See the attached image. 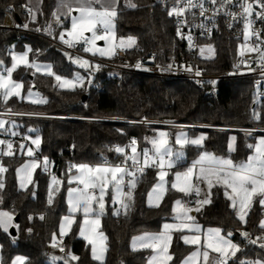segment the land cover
<instances>
[{
	"label": "trees",
	"instance_id": "1",
	"mask_svg": "<svg viewBox=\"0 0 264 264\" xmlns=\"http://www.w3.org/2000/svg\"><path fill=\"white\" fill-rule=\"evenodd\" d=\"M136 7L126 6V0H119L115 31L118 36L133 38L130 47L133 55L155 53L161 63H172L174 59L189 57L181 40L177 38L173 18L164 8L163 0H129ZM56 0H42L39 10L28 12L27 0H0V69L11 63L13 50L31 48L30 58L49 62L53 71L60 75L73 76L76 67L68 62L66 51L50 41L29 34L20 38L18 31L2 27L6 13L28 28L44 33L58 35L60 29L53 30ZM34 15V19H33ZM68 22H64L63 27ZM50 29V31H49ZM237 57L235 45L224 39L215 41L213 57H198V61L209 71L222 72L232 66ZM13 79L22 82L23 91L38 90L45 103H33L18 96L10 97L7 103L0 98V106L38 109L55 113L107 115L121 118H148L214 122L235 125L264 126V98L256 101L255 87L250 78H234L221 81L217 94H210L208 88L201 87L191 80L163 79L138 73H114L111 68H99L94 73L90 87L74 89L60 88L54 75L35 72L32 68L19 66L12 73ZM87 97L83 100V95ZM14 127L32 138L39 137V149L48 158V166L63 180V187L52 195L49 181L51 174L42 163L37 168L33 183L21 188L17 170L31 158L23 150V144L13 145L11 156L4 155L5 146L0 150V165L7 171L0 173V209L11 211L19 216L14 225L15 236L0 227L1 264H10L17 255L26 258L25 264H50L48 250L53 242V234L58 237L61 218L67 213L66 178L71 166L70 161L98 163L104 158H116L113 149L116 143L124 144L130 137H138L141 147H150L148 138L154 134V127L116 122H89L77 119H22L13 122ZM172 133L177 130L171 129ZM196 132V131H193ZM231 132L207 131L204 147L218 154L230 156L233 160L245 159L252 148L255 134L235 133V148L228 149ZM174 136L172 135V140ZM23 146V147H21ZM201 147L187 145L185 157L178 162V168H185L200 151ZM158 179V169L142 172L135 179L132 200L126 211L114 212L115 204L108 199L107 207L101 216V229L106 236V258L103 264H145L151 254L150 249L133 250L131 238L142 232L160 231L165 221L172 218V205L180 193L169 189L163 201L156 205L147 203V195ZM264 206L255 201L247 214L246 222L241 221L224 188L216 185L212 190L211 203L197 212V221L203 226H217L236 242L240 259L264 261V248L258 244L241 245L238 228L249 230L255 235L262 234L260 222ZM43 216L44 219H40ZM31 230V231H29ZM182 231H175L170 252L173 259L169 264H180L181 260L195 247L186 244ZM231 233V235H229ZM67 249L78 257L72 264H101L92 258L88 242L78 236V225L66 235ZM68 254H66L67 256ZM58 264H64L60 261Z\"/></svg>",
	"mask_w": 264,
	"mask_h": 264
},
{
	"label": "snow or ice",
	"instance_id": "2",
	"mask_svg": "<svg viewBox=\"0 0 264 264\" xmlns=\"http://www.w3.org/2000/svg\"><path fill=\"white\" fill-rule=\"evenodd\" d=\"M119 0H60L59 9H64L63 15H71L73 11L79 12V16H72L71 22V31L68 32L70 37L73 39L65 40L64 33L60 34V39L62 42L67 44L70 48L75 47L76 44L82 43L84 45L83 51L86 53H92L96 55L99 53L101 56L104 55H112L114 54V50L109 48L108 50L97 48L96 41L105 40L107 41L110 38H113V20L117 16V6ZM218 0H210V3L215 5ZM232 0H224L221 4V7H224L225 4H231ZM255 3L259 4V6L264 9V2L262 0H255ZM75 5V7H73ZM98 6V7H97ZM128 7H136L135 4H131L130 2L126 5ZM191 8H199L201 10L200 14L203 15L207 9L204 8V4L201 0L199 3H195L194 0H177V5L174 6L171 11H169L168 15L176 17H181L185 14L186 10H190ZM242 13L241 15L245 17H251L253 12V5L251 3H247L246 0L244 3H241ZM217 12L219 9L216 10ZM29 14H32V9H28ZM230 15L235 16V14L229 13ZM56 17V20H60V15L57 13H53ZM257 16L264 20V12L257 13ZM33 15V19H34ZM251 25L250 20H246L245 23V40L247 41L249 38V32L247 31ZM24 28H27L28 25L24 24ZM102 30V32H101ZM50 31V29H49ZM178 34H180L179 29L177 30ZM85 33H91V36H86ZM191 38L189 37V40ZM127 44L128 47H132L136 42L133 38H129L127 42L123 39L120 40V45ZM258 49L252 48L250 51H257ZM30 51V50H29ZM211 51V49H209ZM203 53V49H201ZM72 59V57H69ZM12 66L11 68L6 69V75L0 74V96L3 97L5 103H7L8 99L13 96L21 95V88L23 85L21 83H17L12 80V73L15 71L17 67L23 65L28 68L35 67L36 71H40V66L33 65L28 60L27 53H23L20 55L12 56ZM75 63L80 64L81 67H89L90 62L86 59H81L80 57L75 58L73 61ZM261 66L264 67V53L260 55ZM3 62L0 61V64ZM99 68V65L96 66ZM136 67H140L138 63ZM171 67V66H169ZM191 71V68L187 69ZM45 74L49 76H55V79L60 82V87H68L74 88L77 82H82L83 78L78 77L77 81H71L67 79H63L59 75H55L53 73L50 66H45ZM201 73L199 70L196 71V75L199 76ZM210 83H215L214 81ZM82 86V84H81ZM32 93L29 92V96ZM33 103H45L44 100L32 101ZM170 123V122H169ZM5 122L0 121V128L4 127ZM15 135V133H13ZM167 133L161 132L158 137H155L151 140V144L153 145L154 152L152 155L149 154L147 150L143 152V164L145 167L150 166L151 164H159L161 171L159 172L161 184L157 185L156 188L153 189V193H157L159 189L163 187V181L165 176L167 175L166 171H163L165 167L172 168L174 166V161L171 159L173 155L179 159L182 157V152L173 153L172 149L169 148ZM204 137L201 136L197 139H188L183 133L179 134L175 140V143L180 145L183 148L187 144L200 145L203 141ZM235 138L233 137V140ZM32 143L39 147L41 140L39 137H36L32 140ZM7 145V151L4 152V155L11 156L14 153L12 152L13 145L10 142L0 140V145ZM137 141L133 139L131 141V152L132 155L130 157L125 156V160L122 164H127V160L131 159L132 166H138L140 161L137 156ZM23 147V146H21ZM249 148L254 149V154L247 158L246 162H241L239 164L234 163L231 159H223L216 157L210 153H203L200 158L193 163L191 167H189L184 172H177L175 174V182L172 183L171 187L176 189L177 191L184 193L185 195L191 194L195 191L196 195H200V189L195 187L193 184V178L197 180H206L208 182L209 187H212L214 182L225 189L226 198L231 201V207L237 210V216L241 221L246 222L247 210L251 207L254 198L260 197L259 204L264 206V137H261L257 144L249 145ZM117 153L124 154L125 149L117 147L115 149ZM28 155L32 156V149H28ZM167 157V159H165ZM48 160L45 158L44 160V168L47 170ZM38 162L36 160H32L29 164H25L20 171L26 173L29 177V181L31 178V172L29 169H35L38 167ZM72 169H76L79 173L75 175L72 179L69 180L71 183L75 180L78 184L83 185V187L69 188L68 189V204L70 215L63 217L62 223L60 225V235L64 236L68 231L71 230L72 225L76 222L75 216L72 215L76 212H83L84 220L80 225V235L88 241V243L92 246V258L94 260L100 261L103 264V256L106 252V246L104 241H106V237L102 232H98L100 226V216L104 213L105 203L104 196L106 194V190L109 186L115 192L114 200L119 201L123 208L127 209L128 205L125 204L120 198L122 196H127L129 200L132 199V192L128 191L127 193L123 192L122 186L124 185V177L125 175L135 176V172L129 171L128 167L122 166L120 164L110 165L107 162L104 165H96L91 166L88 164H73L70 166L69 171ZM198 169V171H197ZM137 171L142 172L143 168L137 167ZM7 171L2 165H0V173ZM53 184H60L61 181L57 180L56 176H52ZM130 188L135 187V181L131 180L128 182ZM23 183L21 187H23ZM4 184L0 182V189H3ZM96 189H99V195L96 194ZM230 190V191H229ZM153 194H149V199L152 200ZM160 197L156 195V199L158 200ZM48 203H52V195L51 192L49 194ZM98 204L99 211L93 207V204ZM197 208L195 211H200L203 205H207L211 203L207 194L204 199L197 200ZM177 209L181 212L177 218L181 220V223L176 224H165L164 231L156 234H145L142 237L137 238V241L133 243V249L135 250L137 247V243L140 248H150L152 249L156 255L151 257L152 264H168L169 261L173 259V257L168 253L169 242L171 241L170 230L175 229L177 231H183L187 229L190 232H200V226L195 223V217L188 215L189 212L193 211V209L186 208L181 204V201H176ZM159 206L158 204L156 205ZM95 214V215H93ZM116 214H119L118 212ZM40 219H44L43 216ZM12 217L7 212H0V227H3L5 231H7ZM261 229H264V220L260 222ZM31 231V230H29ZM231 235V233H229ZM243 235L248 238V233H243ZM53 247H56V235L53 234ZM184 242L187 244L200 245L201 244V236L193 235L183 237ZM258 241H264V236L257 237L256 239H249V242L252 244L258 243ZM260 247L264 248V242L260 243ZM204 250L201 252L197 250L193 252L186 260L184 264H189L190 261L196 260L198 257L202 255L204 264H229V260L236 256L237 252L240 251L239 247L232 243L229 239H226L224 236L220 234L219 229H209L208 232L204 235ZM64 251L63 248L60 249ZM212 253H216L215 257L211 258L210 262V251ZM71 260H78L79 258L71 255L69 253ZM53 260L57 259V257H53ZM25 257H17L13 264H25ZM64 264H69L68 260L64 261ZM241 264H249V262L242 261ZM250 264H264V261H254L250 262Z\"/></svg>",
	"mask_w": 264,
	"mask_h": 264
},
{
	"label": "built area",
	"instance_id": "3",
	"mask_svg": "<svg viewBox=\"0 0 264 264\" xmlns=\"http://www.w3.org/2000/svg\"><path fill=\"white\" fill-rule=\"evenodd\" d=\"M195 3L201 2V0H194ZM204 8L207 11L203 15L200 14L199 8H191L186 10L185 14L181 17L171 16L173 18L176 35L179 40L184 44L185 49L189 53V57L185 58L181 56V59H174L172 63L164 64L157 60L155 53L133 55L130 47L119 46L116 48L113 56L109 58L98 57L86 53L83 51L84 45L82 43L76 44L75 47H69L67 44L61 41L60 35H54L44 33L33 28H24L23 24L18 22L16 18L7 12L6 15H12L13 19L10 23L3 21L2 27L11 28L18 31L20 38H26L27 35L32 34L42 37L58 48L66 51L73 56H79L90 60L91 62L99 65V68H111L114 73L130 72L138 73L153 77H159L163 79H184L191 80L201 87L208 88L210 94H217L218 84L221 81L234 79V78H250L256 92V101L260 102L264 98V67L261 66L260 55L264 53V20H261L257 13L264 12L259 4L255 3V0H246L247 3L253 5V12L251 17H245L241 15L242 8L241 3L245 0H232L231 4H225L221 7L224 0H218L217 4L213 5L210 0H202ZM264 2V0H262ZM164 8L168 11L177 5V0H163ZM219 9L217 12L216 10ZM229 13L235 14V16ZM6 17V16H5ZM246 20L251 21V25L248 28L249 38L245 40V23ZM51 28L57 30L58 26H54L51 23ZM180 34H178V30ZM189 37L191 38L189 40ZM65 40L71 39L67 34L64 35ZM224 39L235 45L237 57L234 59L232 66L222 72L209 71L203 67L198 61V57H204V54L209 47H214L215 41ZM256 48L257 51H250V49ZM203 49V53L201 52ZM140 67H136L137 64ZM171 66V67H169ZM191 68V71L187 69ZM200 71V75H196V71ZM3 71V69H0ZM214 81L215 83H210ZM22 119H77L89 122H116V123H128L137 124L150 127H165L168 129H186L188 131H227L232 133H245V134H264L263 125H235L225 123L214 122H200V121H188V120H168V119H148V118H121L115 116L105 115H88V114H70V113H55L47 112L38 109H26V108H14L9 106H0V121H4V127L0 128V140H4L15 144L17 142L23 144V152L28 155V149L31 148L33 155L30 156L35 159L48 158L42 154L39 147L32 143L34 138L28 134L22 132L18 128L12 126L13 122ZM170 122V123H169ZM15 133V135H13ZM155 138V137H154ZM135 139L137 141V156L140 161L138 166H132L131 159L127 160V164H122L125 160V156L130 157L131 141ZM7 146L6 144H4ZM117 147L124 148L125 153L120 154L115 151ZM114 151L117 153V157L112 159L109 157L104 158L100 163L110 165L120 164L128 167L129 171L135 172V176L125 175L124 179H136L139 174L149 169H158L159 164H151L149 162L148 167L143 164V152L147 150L150 155L154 151L150 147H141L138 137H130L124 144L116 143L113 145ZM167 159V157H165ZM71 165L81 164V162L70 161ZM143 168V171H137L136 168ZM47 172L56 175V172L51 166L47 167ZM194 186L200 189L199 181H194ZM98 191L96 190V193ZM201 200L200 195L197 196L195 191L186 196L185 201L189 205H197L196 201ZM248 233L249 237L246 238L243 233ZM238 239L241 245L250 244L249 239H256L263 236L262 234L255 235L249 230L238 228ZM261 242L258 241V245ZM59 252L62 255L69 253L66 243V235L58 236L56 241ZM238 246V245H237ZM63 248L64 251L60 249ZM253 262L252 260L240 259L237 254L235 257L229 260V264H241V262Z\"/></svg>",
	"mask_w": 264,
	"mask_h": 264
},
{
	"label": "rangeland",
	"instance_id": "4",
	"mask_svg": "<svg viewBox=\"0 0 264 264\" xmlns=\"http://www.w3.org/2000/svg\"><path fill=\"white\" fill-rule=\"evenodd\" d=\"M129 2H130L129 0H126V3L127 4ZM73 7H75V6H73ZM72 16H79V12L73 11L71 13V15H68V26L61 33H64V34H67L68 35V32L71 31ZM113 24H114V28L112 30L113 31V38H110L107 41H105V40H98V41H96V47L97 48H101V49H105V50H108L109 48H112L114 50V52H115V50H116L117 47L123 46V45H120V40L121 39H123L125 42H127L128 38H125V37H122V36H118L116 34V31H115V20H113ZM101 32H102V30H101ZM85 35L86 36H91V33H85ZM70 38L73 39V37H70ZM100 42H103V43H100ZM125 45L127 46L126 43H125ZM214 48H215V46L214 47L207 48V50H206V52L204 54V57H213L214 56ZM209 49H211V51H209ZM29 50L31 51V48H29ZM29 50L28 51H26L25 49L24 50H13V55H20V54H23V53H27V55H28ZM19 51H21V52H19ZM90 54L93 55L92 53H90ZM70 56L72 57V59L69 58ZM95 56L109 58V57L113 56V54L112 55H104V56H101L99 53H97ZM66 57H67L68 62H70L72 66H74V67L77 68L76 71H75V73L73 74V76L60 75V74H57L55 72H53V73H55V75L61 76L63 79L71 80V81H74V82L77 81V78L78 77H82L83 78L82 82H77L76 83V86L74 88H78V87H90L93 84V76H94V73L96 71H98V69H99V68L96 67L97 64L94 63V62H91L90 60H88L86 58L80 57L81 59H86V60H88L90 62V66L89 67H81L80 64L73 62L75 60V58H77L79 56H73V55H71L69 53H66ZM28 60L33 65H34V63H33L34 61H38L36 59H31V58L29 59V56H28ZM12 63H13V61H12ZM12 63L10 65H8V66H4V68H3L4 70L3 71H0V74H5L6 75V71L5 70L8 69V68H11ZM32 69L34 70L35 67H32ZM12 80H13V78H12ZM54 80H55V83L59 86L60 85V82H58L55 79V76H54ZM15 82H17V81H15ZM17 83H19V82H17ZM81 84H82V86H81ZM60 88H62V87H60ZM74 88L64 87V89H74ZM20 91H21V95L20 96H23L26 100L28 99V100H31V101H39V100H42L44 98V96L38 90H36V89H30V90H28V91H26L24 93L22 91V88H21ZM29 92L32 93L31 96H29ZM0 98H3V97L0 96ZM12 126H14V124H12ZM161 132H164V133H167L168 134L167 135V139H168V142H169L168 146H169V148L172 149L173 153L182 152L183 155L179 159H177V157L175 155L172 156L171 159L174 161V166L172 168L165 167L163 169V171H166L167 172V175L165 176L164 181H163V187L161 189H159L157 193H153V189L156 188L157 185H159V184L162 183L160 181V177H159V172L161 171V169H160V167L158 168V179H157L156 183L153 185V187L151 188V190L149 192V194L150 193L153 194L152 200L149 199V194H148V202H149L150 205L160 204L163 201V198L165 197V195L167 194V192L169 191V189L170 188L173 189L171 187V185H172L173 182H175V174L177 172H184V171H186L189 167H191L193 165V163L195 161H197L200 158V156L203 153H210V154H212V155H214L216 157L223 158V159H231L235 163V160H233L230 156L229 157L228 156L226 157L225 155L218 154V153H216V152H214L212 150H209V149H207V148L204 147V140L207 137V131H203V130L196 131V132H192V131H188L186 129H179V130L175 131L174 133H172L171 129H168V128H165V127H157V128L154 129V134L151 137L148 138V143L150 144V149L152 151H154V149H153V145L151 144V140L154 137H158L159 136V133H161ZM181 133H183L188 139H197V138H199L201 136L204 137V139H203V141L201 142L200 145H194V146L201 147L202 148L201 151L194 158H192L191 161H190V163L185 168H183V169H180L177 166H178V163H179L178 161L179 160H181V161L184 162V160H182V159L185 157V152H186L185 150H186V146L188 144L185 145L183 148H181L180 145H178V144L175 143V140H176L177 136L179 134H181ZM172 135L174 136V139L173 140H172ZM233 137L235 138V133H232L231 132L230 137H229V143H228L229 150H232L234 148V145H235V139L233 140ZM261 137H264V134H256L254 136V140H253L252 145L257 144L258 141H259V139ZM189 145H193V144H190L189 143ZM5 150L7 151L8 149L6 148ZM253 154H254V149L252 148V151L250 152V154L248 155V157L251 156V155H253ZM247 158L243 162H246L247 161ZM32 160H36L38 162V165L39 166L42 163V165L44 167V160H45V158H42L40 160L35 159V158H32V157L31 158H27L19 166V168L17 170V177H18L19 186L21 187V184L22 183L24 185L23 187H21L22 189L23 188H27L28 186H30L33 183L34 174H35L37 168L39 167V166L36 167L34 170L33 169H29V171L31 172V178H30V181H29L28 175L26 173L20 171V170L22 169V167L25 164H29ZM84 164H88V165H91V166L104 165V164H102L100 162L94 163V164H90V163H84ZM47 167H48V165H47ZM197 171H198V169H197ZM78 174L79 173L75 169L72 173H69L68 176H67V178H66V182H67V187H66L67 213L62 216L60 225L62 223L63 217L68 216V215L71 214L70 213V210H69V204H68V189L69 188H76V187H81V188L83 187V185L78 184L75 180H73L71 183H69V180L72 179L75 175H78ZM53 175L54 174H51L50 181H49V187H50L51 193H55L57 190H59V189H61L63 187V180L60 179V178H58L56 175H54V176H56L57 177V180L61 181V183L60 184H53L52 183V176ZM195 179L196 178L194 176L193 181ZM131 180H134L135 181V179H129V181H131ZM198 181L202 184V187H208L209 188L208 182L206 180H198ZM125 186H126V180L124 179V185L122 186L123 192L127 193L128 191H131L132 192V195H133V189L134 188H130L129 183H128V187H129L128 189H125ZM96 190L98 191L96 193L97 196H98L99 195V189H96ZM173 190L177 191L176 189H173ZM177 192L180 193V194L173 201L174 209L177 207V205H176V201L177 200L181 201V204L183 205V200H184V195H185L184 193H181L179 191H177ZM156 195H159V197H160L158 200L156 199ZM114 196H115V192L112 189V187L109 186V188L106 190V194L104 196V203H105L104 212L106 210V207H107V203H108V199L109 198H111L112 203L115 204V208H114V212L115 213H117V212L119 213V212L126 211V209L122 207V205H121V203L119 201H116V200L113 199ZM120 199L125 204H127V205H129L130 201L132 200V199L129 200L127 198V196H122ZM93 207L97 210V212L99 211L98 204L94 203L93 204ZM0 212H7L12 217L11 223H10L8 229H7V231L9 232L10 231V228L14 225V217H15V215L11 211L6 210V209H0ZM72 215L75 216V221L76 222L72 225L71 230L68 231L67 234H69L72 231V229H73V227L75 225H78V236L80 238L84 239L80 235V225L83 223V220H84L83 212L82 211L81 212H76V213H74ZM93 215H95V214H93ZM101 216H100V226H99L98 232H102L104 234V236H105L104 231L101 229ZM173 222H177V223H173ZM180 223L181 222L174 221V220L168 222V224H176V225H178ZM197 224L200 226V231H201L202 230V225H200L199 223H197ZM60 225H59V233H60ZM209 229H217V228L206 227L205 234L208 232ZM220 234H221V232H220ZM225 238L226 239H229L232 243L236 244V242L233 241L231 238H229V237H225ZM57 239H58V237H56V241H57ZM85 241L88 242L87 240H85ZM52 244H53V242L50 244L49 250H48V254H49L48 261H49V263L50 264H58L60 261L64 262L65 260H68L69 261V264H72L71 259H70V256H69V253L70 252L68 253L67 256L66 255H62L59 252L58 247L57 246L56 247H53ZM104 244L107 247L106 241H104ZM90 247L92 248L91 245H90ZM70 254L71 255H74L72 253H70ZM216 255H217L216 253H211V258L212 257H215ZM17 257H24V256L23 255H18ZM53 257H57V259L53 260L52 259ZM105 258H106V252L104 253L103 260H105Z\"/></svg>",
	"mask_w": 264,
	"mask_h": 264
},
{
	"label": "crops",
	"instance_id": "5",
	"mask_svg": "<svg viewBox=\"0 0 264 264\" xmlns=\"http://www.w3.org/2000/svg\"><path fill=\"white\" fill-rule=\"evenodd\" d=\"M41 2H42V0H27V4H28V7L29 8H31L32 9V11L34 12V13H36L38 10H39V8H40V6H41ZM59 3H60V0H56V7H55V13H57V15H60V20L59 21H57L56 20V17H54V19L52 20V25H54V26H58V29H60L61 31H60V33H58V35H60L61 34V32L68 26H64L63 27V24H64V22H68V15H63L62 13L64 12V11H66V10H64V9H59L58 10V7H59ZM73 6H75V5H73ZM12 19H13V17H12V15H6V17H5V22H7V23H10L11 21H12ZM57 29V30H58ZM126 46V45H125ZM29 48H30V46H26L25 47V50L26 51H28L29 50ZM19 52H21V51H19ZM11 56H13V51H12V54H11ZM28 56H29V59H30V51H29V53H28ZM11 63H12V58H11ZM10 63V64H11ZM34 63V66L35 65H38V66H40V71H36V68L34 69V71L35 72H38V73H42V74H45V66H50L51 67V69H52V71H53V66H52V64L51 63H49V62H44V61H34L33 62ZM12 66V65H11ZM20 66H23V65H20ZM18 68V67H17ZM16 68V69H17ZM4 70V69H3ZM54 72V71H53ZM13 78V77H12ZM14 81H17V80H15V79H13ZM17 82H19V83H21L22 84V82H20V81H17ZM23 85V84H22ZM22 91H23V87H22ZM24 92V91H23ZM25 93V92H24ZM19 98H22V99H24V100H26L23 96H18ZM42 100H44L45 101V98H43ZM26 101H29V102H32L31 100H26ZM3 146H5V145H0V150L3 148ZM5 148H7V146H5ZM234 148H235V145H234ZM234 148L232 149V150H230V152H232L233 150H234ZM229 149V148H228ZM227 157V156H226ZM229 157V156H228ZM248 157V156H247ZM246 157V158H247ZM245 158V159H246ZM245 159H243V160H239V161H235V163L236 164H239V163H241V162H243ZM128 181L129 180H127L126 181V186H125V189H128L129 187H128ZM194 181H198V180H194ZM194 181H193V183H194ZM200 183V182H199ZM216 185H218V184H215V182H214V184H213V186L212 187H202V184L200 183V190H201V199H204L205 198V195L207 194V196H208V198L210 199V201H211V197H212V190H213V188L216 186ZM224 188V187H223ZM151 190V189H150ZM150 192V191H149ZM224 193H225V189H224ZM149 194V193H148ZM186 196L187 195H184V200H183V206L184 207H186V208H190V209H193V211H191V212H189L188 213V215H191V216H193V217H195V223L197 224V223H199L200 225H202L200 222H198L197 221V217H196V215H197V212L198 211H195L194 209H196L197 208V206L198 205H189V204H187V202L185 201V199H186ZM259 199H260V197H256V198H254V200H253V203L255 202V201H259ZM147 203L149 204V202H148V195H147ZM253 203H252V205H253ZM150 205V204H149ZM230 205H231V201H230ZM252 205H251V207H252ZM205 205H203L202 207H201V210H202V208L204 207ZM251 207L247 210V214H248V212L250 211V209H251ZM175 209H177V207L175 208ZM235 211H236V213H237V210L238 209H234ZM172 212H173V215H172V218L170 219V220H168V221H165L164 223H163V225H162V228H161V230L160 231H155V232H150V231H148V232H142V233H139V234H137V235H135V236H133L132 238H131V241H130V247L133 249V243L135 242V241H137V238H139V237H142V236H144L145 234H156V233H160V232H162V231H164V225L165 224H168V222H170V221H179V222H181V220L180 219H178L177 217L179 216V215H181V212L180 211H178V210H175L174 211V205H172ZM246 217H247V215H246ZM246 219V218H245ZM262 220H264V210H263V215H262V218H261V221ZM173 223H177V222H173ZM204 227V228H203ZM206 227H213V228H217V229H220V232H221V234H222V236H224V237H229L228 235H226L224 232H223V230L220 228V227H217V226H203L202 225V230L199 232V233H196V232H190V231H188L187 229H185V230H183L182 232V235H181V238H182V240L184 241V239H183V237L185 236V235H187V236H193V235H200L201 236V244L200 245H194V244H190V245H194L195 247L181 260V262H180V264H184V261L186 260V258H188L193 252H196L197 250H200L201 252L204 250V248H203V244H204V235H205V231H206ZM175 231H177V230H175V229H172V230H170V235H171V241L169 242V248H168V253L172 256V254H171V252H170V247H171V244H172V240H173V236H174V232ZM230 238V237H229ZM187 244V243H186ZM138 249H145V248H140L139 247V244L137 243V247H136V249L135 250H138ZM147 249H150V248H147ZM134 250V249H133ZM151 250V254H150V256H149V258L147 259V261L145 262V264H152V262H151V257L153 256V255H156V253L152 250V249H150ZM210 251V250H209ZM211 251H210V260H211ZM18 256V255H17ZM17 256H15L14 258H13V260L11 261V263L10 264H13V261H15V259H16V257ZM170 262V261H169ZM169 262H168V264H169ZM211 262V261H210ZM0 264H1V246H0ZM189 264H204V261H203V257H202V255L200 256V257H198L196 260H193V261H190L189 262Z\"/></svg>",
	"mask_w": 264,
	"mask_h": 264
},
{
	"label": "water",
	"instance_id": "6",
	"mask_svg": "<svg viewBox=\"0 0 264 264\" xmlns=\"http://www.w3.org/2000/svg\"><path fill=\"white\" fill-rule=\"evenodd\" d=\"M16 20H17L19 23L21 22V19H20L19 16H16ZM100 43H103V42H100ZM86 97H87V95L84 94V95H83V100H85ZM14 221H15L16 223L19 221V216H18V215H16V216L14 217ZM9 233H10L11 235H13V236H15V235L17 234V229H16L15 225H13V226L10 228Z\"/></svg>",
	"mask_w": 264,
	"mask_h": 264
}]
</instances>
